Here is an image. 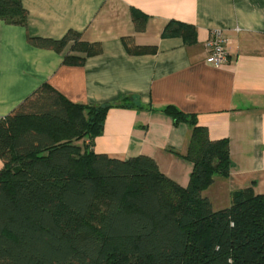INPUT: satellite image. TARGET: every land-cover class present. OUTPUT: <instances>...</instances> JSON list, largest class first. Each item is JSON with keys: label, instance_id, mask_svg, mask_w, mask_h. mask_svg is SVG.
<instances>
[{"label": "crops", "instance_id": "crops-1", "mask_svg": "<svg viewBox=\"0 0 264 264\" xmlns=\"http://www.w3.org/2000/svg\"><path fill=\"white\" fill-rule=\"evenodd\" d=\"M20 2L26 27L0 20V121L42 85L74 104L110 106L94 152L118 160L150 157L185 188L192 165L181 156L192 127L174 125L166 112L174 107L211 140L228 141L230 173L203 192L215 211L227 208L236 191L251 187L264 194V0ZM133 17L144 22L141 29ZM172 24L192 27V36H166ZM213 31L227 40L228 63L221 68L207 60L205 43ZM69 34L98 45L99 53L72 49L73 39L60 51L28 41H60ZM124 39L132 40L137 54L128 52ZM66 56L84 60L72 64Z\"/></svg>", "mask_w": 264, "mask_h": 264}, {"label": "trees", "instance_id": "trees-1", "mask_svg": "<svg viewBox=\"0 0 264 264\" xmlns=\"http://www.w3.org/2000/svg\"><path fill=\"white\" fill-rule=\"evenodd\" d=\"M133 19L141 29L144 22ZM0 20L26 27L20 0H0ZM192 31L172 24L165 35ZM76 38L28 41L60 51L73 39L72 49L99 53ZM123 42L138 53L132 40ZM109 109L71 103L42 85L0 121V264H264V194L236 191L218 211L203 195L230 173L228 141L211 140L192 117L166 109L174 125L192 127L181 156L192 165L184 188L150 157L94 152Z\"/></svg>", "mask_w": 264, "mask_h": 264}, {"label": "built area", "instance_id": "built-area-1", "mask_svg": "<svg viewBox=\"0 0 264 264\" xmlns=\"http://www.w3.org/2000/svg\"><path fill=\"white\" fill-rule=\"evenodd\" d=\"M227 40L221 31H213L205 43L208 62L216 67L221 68L228 63V54L226 52Z\"/></svg>", "mask_w": 264, "mask_h": 264}]
</instances>
